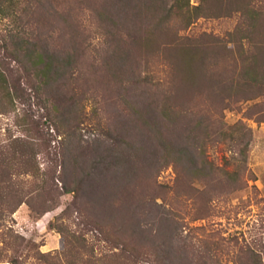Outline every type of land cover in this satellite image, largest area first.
I'll list each match as a JSON object with an SVG mask.
<instances>
[{
  "label": "rangeland",
  "instance_id": "rangeland-1",
  "mask_svg": "<svg viewBox=\"0 0 264 264\" xmlns=\"http://www.w3.org/2000/svg\"><path fill=\"white\" fill-rule=\"evenodd\" d=\"M103 2L0 0V264H119L113 254L129 238H113L110 221L126 203L137 217L169 212L191 264H264V93L222 102L218 82L238 79L230 40L246 34L247 0H166L170 19L157 31L154 17L143 19L141 31L140 23L108 18ZM198 4L197 13L191 6ZM254 8L263 18L264 0ZM43 46L54 67L46 77L38 74ZM194 50L207 64L196 85L186 72ZM129 88L146 91L151 125L204 120V129L178 134L189 157L212 166L210 177L162 150L167 131L144 125L135 113L144 109L142 97ZM101 157L118 161L117 170L97 168ZM129 158L135 177L125 185ZM233 171L240 173L235 188ZM137 247L138 258L125 264H151L152 247Z\"/></svg>",
  "mask_w": 264,
  "mask_h": 264
},
{
  "label": "trees",
  "instance_id": "trees-1",
  "mask_svg": "<svg viewBox=\"0 0 264 264\" xmlns=\"http://www.w3.org/2000/svg\"><path fill=\"white\" fill-rule=\"evenodd\" d=\"M136 1L142 3V5L139 7L137 13L135 12L134 14H129L130 9L138 5V2ZM103 4V12L106 16H108V18H111L113 20H124L125 23H127L128 25H133L134 28L136 27L137 23H140V26L137 28V31H141L143 25L147 23H145L143 20L146 17H154L155 20L157 19L154 24V31L161 30L162 27L164 25H167V23L169 22L172 10L171 7L166 6V0H104ZM186 4L189 5V2H187ZM250 5H252V8L249 7ZM183 6L184 5L182 3L180 9L183 8ZM246 6L249 8V10H247L248 22L246 23V28H244L246 34L242 35L241 38L237 39L236 41L230 40V42H232L237 48V55L232 58L235 62H238L240 64V71L237 75L238 79H234L232 77L230 81L224 82L225 84H221L222 81L218 80L219 84L222 87L219 93L222 102L225 98H228V100L254 99L260 97L264 93V17L259 18L262 13H260V11L254 8V0H247ZM191 8L193 11L198 13V11H200L201 9V5H193L191 6ZM5 10L7 9H2L1 12H4ZM182 15L183 20H186V24L192 22L190 13L189 15H185L184 13ZM150 33L154 34L153 32ZM243 39H245L246 42L249 44L248 47L251 46L254 51L252 50L250 53H248L249 49L245 48ZM33 50H35L36 52V49ZM42 52L43 53H37L38 60L40 62L44 61L42 67L38 71V74H41L43 77H46L48 76L49 72L54 71V67L52 68V61L50 59L51 56L49 55L46 46H43ZM193 52L195 54L192 55L190 53L189 55H187L188 58L186 61V72L188 74V77L190 78V82L193 85H196L200 83L201 79H203V77L205 76L207 64L205 59L206 56L198 52V50H194ZM128 72L131 73V71ZM129 90H131L132 94L135 97H142L139 102L142 100L144 109L143 111L141 109V112L135 111V113L140 114L138 116L142 117L144 125H146L150 131H167V135L165 136L166 141L160 138V145L162 150L168 155L175 154L177 160L181 162L185 158L190 160V163H192L191 165L195 169H197L196 171L199 173L200 176L210 177L209 175L213 170L212 166H206L204 164L205 161L202 160L201 157H193L191 156V154L189 157V146L180 143L181 139L180 135L178 134L179 131H193L195 129H204V127H207V124H204V120L202 118H184L185 120H182L181 118L178 119V117H173L168 118V122L161 121L159 123L157 118H155L153 119L151 125L150 123L146 122L145 119V117H148L150 114L148 110L151 111V109H148V107L146 106L150 103L145 104L144 102V100L147 98L145 97L146 91L144 90L138 94H135V88H129ZM152 116H154V114H152ZM189 127L191 129H188ZM237 129L242 130L239 142L241 143L243 138L245 139L247 137V132H245L246 129L243 126H240L239 128L237 127ZM243 129L245 130L243 131ZM123 144H125V147L127 146L128 149L133 148V145H131L126 140H123ZM244 146V149H241V155L243 156L245 148L247 146V141H244ZM201 156H203V154H201ZM87 159H85V161ZM114 160L118 159L114 157ZM96 161L97 162L95 164L97 168L98 164H101L104 165L103 170L105 171L110 169L112 171L117 170L116 168L118 167V161H109V163H106L103 157H101L100 160L97 159ZM131 161L132 160L130 158L127 159L129 165L127 166V170H124V175L122 177L125 185L126 183L128 185L130 182L134 181L135 175L134 172L131 170L132 166L134 165L130 163ZM242 161H245V158H242ZM86 176L88 178L90 177V179L93 178V175H91L90 173H87ZM227 176L230 177L231 182L233 184L240 181L239 171L229 172L227 173ZM117 182H114V184L111 186L113 188H116ZM125 185L122 186L124 187ZM236 185L234 184L232 186L235 188ZM108 186L110 188V184H108ZM114 191L112 190L111 193ZM111 193L107 194V196H110L108 200L111 198ZM112 195L114 196V193H112ZM146 204L147 203H143L142 206L145 208L147 207ZM124 208L126 209L125 211L118 210L119 208H114L115 211L112 210L110 213L113 214L116 212V210L119 211L118 214L117 212L115 213L119 215V218L117 219V216H113L110 221L111 223H115V226L112 229V237L115 234L116 236L119 235L120 237L125 235L129 238V243H131V246L129 247L128 242L119 243L121 245V252L119 254H113L114 258L119 261V264H125L127 262L130 263L131 261L135 262V258H138L140 254L139 251H136V249H138L137 244H143L152 247L150 253L153 255V259H151V264L192 263V256L194 255L188 254L186 246L180 244V238L177 237V229L175 230V228H177V220H175L174 217L169 214V212L162 211L160 215L157 216V214L153 215V211L151 209H148L147 212H143V215L141 217H137L135 210H133V208L135 207H132L130 203H126ZM110 217H112V215H110ZM98 231L100 233H103L104 235L108 234L102 226L98 227ZM112 237L110 236V238ZM110 238L107 237L106 239L110 240ZM143 253L145 255L147 254V252ZM251 253L253 256V252ZM254 256H256V254ZM255 264H262V261L260 259L255 260Z\"/></svg>",
  "mask_w": 264,
  "mask_h": 264
}]
</instances>
